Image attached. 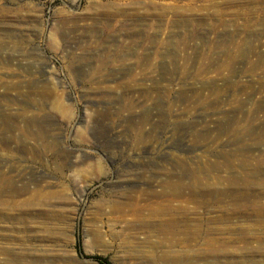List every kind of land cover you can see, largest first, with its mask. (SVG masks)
Instances as JSON below:
<instances>
[{
  "label": "rangeland",
  "instance_id": "rangeland-1",
  "mask_svg": "<svg viewBox=\"0 0 264 264\" xmlns=\"http://www.w3.org/2000/svg\"><path fill=\"white\" fill-rule=\"evenodd\" d=\"M244 2L0 0V176L25 166L32 192L65 191L71 202L44 213L59 210L65 224L33 220L55 234L15 232L43 246L0 252V264H164L163 256H181L166 255L161 233L97 208L126 186L124 171L154 166L147 144L164 151L171 141L179 156L169 163L187 155L179 146L187 143L203 162L229 160L223 175L245 178L224 185L228 202L210 205L199 223L189 240L194 264H264V11ZM11 122L33 136L10 137ZM4 233L0 243L17 241Z\"/></svg>",
  "mask_w": 264,
  "mask_h": 264
},
{
  "label": "bare ground",
  "instance_id": "bare-ground-1",
  "mask_svg": "<svg viewBox=\"0 0 264 264\" xmlns=\"http://www.w3.org/2000/svg\"><path fill=\"white\" fill-rule=\"evenodd\" d=\"M233 4L231 2L232 6ZM242 7L247 11H264V0H245ZM148 122L149 119L147 117L144 120V124H148ZM11 123L10 126L7 125L4 129L5 133L9 134L10 137L14 133L19 137L26 136L31 138L33 136L30 131L20 130L14 122ZM32 125V121L25 123L27 129ZM172 142L165 143L166 149L164 151L160 148L161 144L159 143L156 148L154 143L147 144L145 147L148 151L154 152L153 157H151L153 159L148 162L154 166H144L140 162V166L137 169L135 167L124 171L121 179L126 183V186L102 196L97 201V208L99 211L109 208L111 212H118L120 214L119 220L121 219V222L126 227H131L132 223L136 221L145 226V228L150 227L167 237L169 242L164 250L166 255L178 253L181 256H163L160 260L161 263L194 264L195 260L191 255L194 245L189 240L196 238L199 223L201 221L206 222V216L212 212L209 210L210 205L228 202L226 200L227 193L223 188L224 185L231 186V184L236 182L243 184L245 178L239 176L237 172L232 175H223V167L226 169L231 168L229 160H225L223 164L203 162L198 154H193L194 151L191 150V146L187 143L179 145L188 152L187 155L169 160V163L167 159L169 155L179 156L174 155L172 152L171 149L175 145ZM144 153L141 150L133 153L129 158L132 162H135L137 159H141ZM16 169L15 171L12 169L11 172L13 174L0 176V192L9 194L7 199L0 201V229L4 230L6 235L17 237V241L12 244L0 243V252L3 254H10L15 250L25 251L43 246L39 244L36 246V243L31 244L34 239L31 241V237L27 241H23L21 235H17L15 232L21 230L26 235L31 236L30 234L36 230H45L49 232L48 234H50V231L55 234L56 230H58L57 228H49L44 224L34 225L33 220L43 218L48 224L56 220L65 224L67 223V218L59 215V210L52 211V215L49 218H46L44 213L50 208H61V206L71 205L65 191L32 192L29 187L31 184L28 181H23V175L26 174L23 172L30 168L20 166V169H18L17 166ZM240 189L239 186H234V191L236 190L242 198H245L246 193L240 192ZM25 194L27 197L24 199H17V197ZM110 202L115 203L108 205ZM231 202H235V205L239 204L232 198ZM129 213L133 215V219L123 220V217ZM151 217H156V222H152ZM4 222L7 225L4 226ZM10 223L20 224L22 227H13L10 226ZM92 236L96 241L102 237L97 228L92 229ZM15 261L21 263L20 260Z\"/></svg>",
  "mask_w": 264,
  "mask_h": 264
},
{
  "label": "trees",
  "instance_id": "trees-1",
  "mask_svg": "<svg viewBox=\"0 0 264 264\" xmlns=\"http://www.w3.org/2000/svg\"><path fill=\"white\" fill-rule=\"evenodd\" d=\"M95 260H96L99 264H108V263L106 262V260H103V259L98 258V257H96Z\"/></svg>",
  "mask_w": 264,
  "mask_h": 264
}]
</instances>
